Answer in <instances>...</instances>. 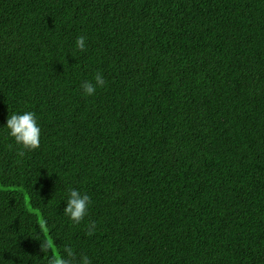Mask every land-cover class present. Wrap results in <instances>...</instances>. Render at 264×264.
Masks as SVG:
<instances>
[{"label":"trees","instance_id":"trees-1","mask_svg":"<svg viewBox=\"0 0 264 264\" xmlns=\"http://www.w3.org/2000/svg\"><path fill=\"white\" fill-rule=\"evenodd\" d=\"M14 111L36 113L39 148L7 134ZM69 188L92 198L79 225ZM65 245L93 264H264V0H0V264Z\"/></svg>","mask_w":264,"mask_h":264},{"label":"clouds","instance_id":"clouds-1","mask_svg":"<svg viewBox=\"0 0 264 264\" xmlns=\"http://www.w3.org/2000/svg\"><path fill=\"white\" fill-rule=\"evenodd\" d=\"M87 38L80 35L76 38L75 48L81 52L87 50ZM106 85V79L101 72H96L92 80H86L82 83V94L85 97L94 96L98 88ZM3 128L7 129V134L13 138L16 145L20 146L24 151H33L40 146L42 129L39 119L33 111H14L8 115L6 124ZM24 151L20 154L23 155ZM92 198L86 192H82L78 188L67 189V197L65 199V207L63 214L75 225L81 224L88 215ZM96 229L94 221L89 222L87 234L92 235ZM48 248L45 242L42 246ZM48 264H93L92 259L86 255H78L74 248L65 245L58 257H52Z\"/></svg>","mask_w":264,"mask_h":264}]
</instances>
